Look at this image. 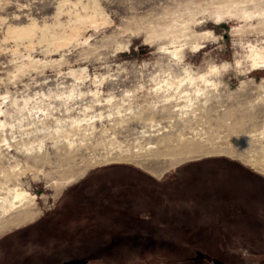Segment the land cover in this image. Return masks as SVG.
Returning <instances> with one entry per match:
<instances>
[{"label":"rangeland","instance_id":"1","mask_svg":"<svg viewBox=\"0 0 264 264\" xmlns=\"http://www.w3.org/2000/svg\"><path fill=\"white\" fill-rule=\"evenodd\" d=\"M263 63L264 0H0V224L32 208L57 229L46 260L81 259L88 220L69 216L76 197H62L127 164L159 181L135 174L115 192L149 229L124 231L129 241L86 264H264L263 229L251 232L264 214ZM192 144L226 153L161 177L130 159L160 170ZM222 177L236 192L220 194ZM18 190L27 199L11 207Z\"/></svg>","mask_w":264,"mask_h":264},{"label":"crops","instance_id":"2","mask_svg":"<svg viewBox=\"0 0 264 264\" xmlns=\"http://www.w3.org/2000/svg\"><path fill=\"white\" fill-rule=\"evenodd\" d=\"M135 174L146 176L154 183H159L151 174L137 167L113 164L89 173L85 178L69 187L63 195L62 198L69 194L76 197L73 203L70 202L67 214L72 217L80 212L79 217H86L88 220L86 222V226L89 228L87 235L93 237L89 239L91 248H79L77 245L74 247L83 251L81 259L86 262L94 252H105L110 249L109 246H115L128 240V238H119L124 236L126 233L124 231L132 230L138 234L142 226H145L144 229H149L147 224H139L141 216H135L131 212L132 208L125 205L127 204L125 197L115 196V192L120 189V186L125 189L126 183L134 184L136 182ZM117 185L119 186L117 187ZM101 191H103L102 195ZM44 217H39L0 236V264H50L46 260V247L49 245L51 247L49 251L54 252L56 241L52 238L46 240V236L57 233V229L56 227L43 229L41 220ZM71 233L74 236L77 235L76 230ZM131 234L133 235V233ZM140 235H144V233H140ZM64 244L67 247L58 246V251L72 248L69 247L70 243Z\"/></svg>","mask_w":264,"mask_h":264},{"label":"bare ground","instance_id":"3","mask_svg":"<svg viewBox=\"0 0 264 264\" xmlns=\"http://www.w3.org/2000/svg\"><path fill=\"white\" fill-rule=\"evenodd\" d=\"M259 51V50H258ZM258 59H260V61H261V59H262V56H260L259 54H255L254 55V63H256L257 62V60ZM259 61V62H260ZM264 64V63H263ZM259 65V64H258ZM262 65V64H261ZM198 89V88H197ZM199 94V93H198ZM195 96V95H194ZM201 96V95H200ZM198 97V96H197ZM188 98V97H187ZM181 117V116H180ZM178 137V136H177ZM182 137V136H181ZM178 139H180V138H178ZM183 139H184V136H183ZM158 141V140H157ZM156 141V142H157ZM169 141V140H168ZM167 141V142H168ZM164 142V141H163ZM166 142V143H167ZM172 142H174V141H172ZM177 142V141H176ZM175 142V143H176ZM180 142V141H179ZM161 143V142H160ZM171 143V142H170ZM192 143H193V141H192ZM199 143V142H198ZM202 143V142H201ZM147 144H148V142H147ZM149 144H151V143H149ZM156 144V143H155ZM154 144V145H155ZM162 144V143H161ZM174 144V143H173ZM182 144V143H181ZM211 144V143H210ZM153 145V146H154ZM156 145H158V146H160V144H159V141H158V143L156 144ZM189 145V144H188ZM205 145V144H204ZM203 145V146H204ZM147 146V145H146ZM145 146V147H146ZM157 146V147H158ZM162 146H163V144H162ZM166 146V145H165ZM184 146V145H183ZM207 146V145H206ZM152 147V146H151ZM167 147V146H166ZM175 147V146H174ZM177 147V146H176ZM141 149H143L142 147H140ZM210 148V147H209ZM213 148H216L215 146L213 147ZM217 148H219V147H217ZM153 149V148H152ZM174 150H175V148H173ZM177 149V148H176ZM184 149V148H183ZM220 149V148H219ZM160 150V149H159ZM166 150H168V149H166ZM139 151V150H138ZM141 151V150H140ZM171 151L173 152V150L171 149ZM134 152V151H133ZM148 152V151H147ZM147 152H146V154H147ZM153 152V151H152ZM157 151H155V153H156ZM159 152V151H158ZM168 152V151H167ZM179 152V151H178ZM183 152V151H182ZM140 153V152H139ZM160 153V152H159ZM162 153H163V151H162ZM224 153H226V151H223V150H217V149H208V148H204V147H202V146H200V145H194V144H192V145H190V146H188L187 148H186V150H184V152L183 153H181V156H179L178 158H176L175 157V160H173L172 158V160L169 162H167L168 164H166V165H164L163 166V168L162 169H160V170H155V169H153V168H151L152 167V165L153 164H155L154 162V160L153 159H149L148 157H145L142 161H140V162H136V161H134V159H137V158H130L134 163H136L138 166H140V167H142V168H144L145 170H147V171H149V172H151L154 176H156V177H161L166 171H168L169 169H171V168H174L175 166H177V165H179L180 163H183V162H185V161H187V160H191V159H195V158H199V157H204V156H209V155H214V154H224ZM143 154V153H142ZM164 154V153H163ZM174 154V153H173ZM177 154V153H176ZM152 155V154H151ZM165 155V154H164ZM168 155V154H167ZM166 155V156H167ZM180 155V154H179ZM144 156H146V155H144ZM176 156V155H175ZM135 157V156H134ZM138 157V156H137ZM139 159V158H138ZM84 174V172L83 173H81L80 174V177L82 176ZM75 177H70V178H68V179H66L65 180V182H63V183H61V184H59L57 187H56V191H58V189L59 188H61L62 186H64V185H67V184H69V183H71V182H73V181H75ZM27 194L25 193V192H23V191H15L14 192V194H13V199H14V201L13 202H10V205H11V207H15V203L17 202V203H22L23 201H25L26 199H27V196H26ZM15 202V203H14ZM32 210V208H29V209H27V210H23V211H21V212H17V213H15L14 215H12V217H10V218H7L6 220H4V221H2L1 222V224H0V233L1 232H3L4 230H9L12 226H19V225H21V224H23V223H26V222H28V221H31V220H33V219H35L38 215H39V213L40 212H38V211H31Z\"/></svg>","mask_w":264,"mask_h":264},{"label":"trees","instance_id":"4","mask_svg":"<svg viewBox=\"0 0 264 264\" xmlns=\"http://www.w3.org/2000/svg\"><path fill=\"white\" fill-rule=\"evenodd\" d=\"M132 52L134 53V51L132 50ZM216 164V166H219L220 164H219V162L218 161H216V162H213L212 164ZM211 164V165H212ZM210 168H212L213 169V167L212 166H210L209 167V169ZM208 169V168H207ZM208 169V170H209ZM202 171V170H201ZM207 171V170H206ZM198 172H189V174H187V175H189V177L190 178H193L194 176H196V174H197ZM211 175H215L213 172H211ZM222 180L224 181H227V183L226 184H223V185H219V187H218V189H219V191L221 192L220 194H222V192L223 191H225L227 188L228 189H230V190H232L233 192H236V190H237V182H234L232 179L230 180V178H228V177H222ZM234 182V183H233ZM225 188V189H224ZM227 191V190H226ZM232 204V203H231ZM232 208L234 207V206H236V202L235 203H233L232 205ZM225 210H223V211H221V213L223 214H225V212H224ZM227 216V215H226ZM235 217H236V215H235ZM258 221V222H257ZM255 222H257V224L255 223ZM258 223H259V225H258ZM253 225H254V227L252 226V231L251 232H254V231H256V229H258V232L260 231V229H263L262 231H260L259 233L261 234L260 235V239H258V240H260V241H262L263 243H262V245H264V214H262L261 216H259V218H256L255 220H254V223H252ZM258 225V226H257ZM256 226V227H255ZM258 237H256V238H254V240L251 238V237H249L248 238V243H249V247L250 248H254V249H260V246L258 245L259 243H258V241L256 240ZM264 247V246H263ZM262 250H264L263 248H261V251ZM262 254L264 255V252L262 251Z\"/></svg>","mask_w":264,"mask_h":264},{"label":"water","instance_id":"5","mask_svg":"<svg viewBox=\"0 0 264 264\" xmlns=\"http://www.w3.org/2000/svg\"><path fill=\"white\" fill-rule=\"evenodd\" d=\"M204 255L203 254H200L198 255V258H203ZM211 262L213 264H224L223 262L217 260V259H212ZM87 262L85 260H82V259H72V260H69V261H66L62 264H86Z\"/></svg>","mask_w":264,"mask_h":264},{"label":"flooded vegetation","instance_id":"6","mask_svg":"<svg viewBox=\"0 0 264 264\" xmlns=\"http://www.w3.org/2000/svg\"><path fill=\"white\" fill-rule=\"evenodd\" d=\"M82 260H84V259H82Z\"/></svg>","mask_w":264,"mask_h":264}]
</instances>
